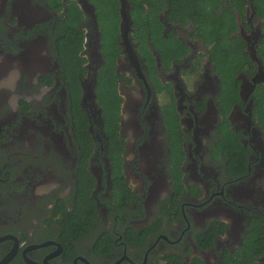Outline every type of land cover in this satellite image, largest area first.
I'll use <instances>...</instances> for the list:
<instances>
[{
	"label": "flooded vegetation",
	"instance_id": "obj_1",
	"mask_svg": "<svg viewBox=\"0 0 264 264\" xmlns=\"http://www.w3.org/2000/svg\"><path fill=\"white\" fill-rule=\"evenodd\" d=\"M118 1L0 0V264H264V19Z\"/></svg>",
	"mask_w": 264,
	"mask_h": 264
},
{
	"label": "trees",
	"instance_id": "obj_2",
	"mask_svg": "<svg viewBox=\"0 0 264 264\" xmlns=\"http://www.w3.org/2000/svg\"><path fill=\"white\" fill-rule=\"evenodd\" d=\"M99 1V0H97ZM114 7L118 8V0H112ZM131 7L134 8L133 16L141 18V14H145L147 18H154L155 14L163 10L167 6L169 14L174 17L187 20L190 18L194 21L198 30L202 31L206 28L208 36L206 42L208 45H216V39L219 47L222 45L223 54L221 61L224 69L229 72L231 70H239L237 67L247 60V56L241 53L242 41L240 39H229V35L237 29L236 17L237 13L243 17L246 7L249 3L253 4V9L257 15L264 19V0H127ZM103 6H107L109 0H101ZM101 5V3H99ZM115 9V10H116ZM114 10V11H115ZM132 13V11H130ZM74 22V21H73ZM72 23H68V28ZM204 33V32H203ZM264 51V46L261 47ZM264 56V52H262ZM254 246V250H255ZM256 251V250H255ZM222 264H256L249 255V245L246 244L241 249L240 255L234 259L229 258Z\"/></svg>",
	"mask_w": 264,
	"mask_h": 264
},
{
	"label": "rangeland",
	"instance_id": "obj_3",
	"mask_svg": "<svg viewBox=\"0 0 264 264\" xmlns=\"http://www.w3.org/2000/svg\"><path fill=\"white\" fill-rule=\"evenodd\" d=\"M107 6H108V10L113 13V9H114V3L112 0H109V2L107 3ZM203 32L205 33V36H208V30L205 28L203 30Z\"/></svg>",
	"mask_w": 264,
	"mask_h": 264
},
{
	"label": "water",
	"instance_id": "obj_4",
	"mask_svg": "<svg viewBox=\"0 0 264 264\" xmlns=\"http://www.w3.org/2000/svg\"><path fill=\"white\" fill-rule=\"evenodd\" d=\"M122 2V5H124L125 0H120Z\"/></svg>",
	"mask_w": 264,
	"mask_h": 264
}]
</instances>
